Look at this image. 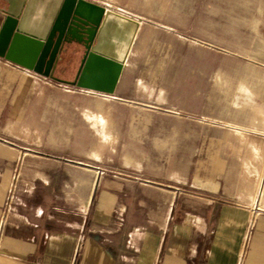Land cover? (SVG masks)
<instances>
[{
	"label": "crops",
	"instance_id": "0c3cea01",
	"mask_svg": "<svg viewBox=\"0 0 264 264\" xmlns=\"http://www.w3.org/2000/svg\"><path fill=\"white\" fill-rule=\"evenodd\" d=\"M90 1L139 20L140 32L142 15ZM219 1L222 22H232L231 4L239 22L252 4L253 22H264V0ZM137 36L112 94L0 59L19 73L0 115V264H264L263 165L225 161L208 109L192 111L190 130L181 111L159 115L150 136L154 116L123 96ZM262 127L241 125L246 138Z\"/></svg>",
	"mask_w": 264,
	"mask_h": 264
},
{
	"label": "rangeland",
	"instance_id": "374dc122",
	"mask_svg": "<svg viewBox=\"0 0 264 264\" xmlns=\"http://www.w3.org/2000/svg\"><path fill=\"white\" fill-rule=\"evenodd\" d=\"M101 1L128 7L144 17L123 78L128 82L123 96L140 102L136 104V114L154 116L150 136L159 129V115L174 118L181 111L183 130H190L192 111L198 108L195 115L199 117L208 109L213 117L215 146L222 148L225 161L237 165L245 160L261 163L264 180V22H253L255 4L241 6L249 12L248 22L238 21L236 4H231L232 22H222L219 0ZM79 54L63 58L64 74L55 75L68 80L67 72L71 80ZM118 113L126 112L120 108ZM97 121L104 126L103 118L98 117ZM248 121L263 124L254 138H246L241 128ZM222 122H226L225 128L220 126ZM170 125L174 130V123L167 121ZM252 146L262 150L263 155L249 154L247 147ZM156 155L152 150V159H157ZM172 158L167 155L168 162ZM138 177L142 178L141 174ZM260 201L264 207V182Z\"/></svg>",
	"mask_w": 264,
	"mask_h": 264
},
{
	"label": "water",
	"instance_id": "95a60500",
	"mask_svg": "<svg viewBox=\"0 0 264 264\" xmlns=\"http://www.w3.org/2000/svg\"><path fill=\"white\" fill-rule=\"evenodd\" d=\"M139 29V20L90 0H0V59L60 84L112 94ZM77 53L73 78H58L60 60ZM18 76L0 65V115Z\"/></svg>",
	"mask_w": 264,
	"mask_h": 264
},
{
	"label": "flooded vegetation",
	"instance_id": "af4514ba",
	"mask_svg": "<svg viewBox=\"0 0 264 264\" xmlns=\"http://www.w3.org/2000/svg\"><path fill=\"white\" fill-rule=\"evenodd\" d=\"M69 22H76L75 20L73 19H70ZM71 30H73L74 28H76V25L75 24H69ZM81 47V46H80ZM79 64H77V67H78ZM64 66H65V62L64 60H60V62L57 64L56 66V69L54 71V74L57 72V73H61V74H64ZM77 69V68H76Z\"/></svg>",
	"mask_w": 264,
	"mask_h": 264
}]
</instances>
